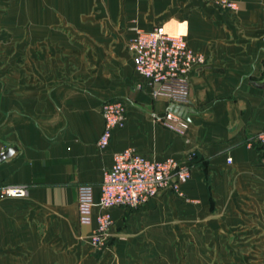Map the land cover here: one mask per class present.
<instances>
[{
    "label": "crops",
    "instance_id": "1",
    "mask_svg": "<svg viewBox=\"0 0 264 264\" xmlns=\"http://www.w3.org/2000/svg\"><path fill=\"white\" fill-rule=\"evenodd\" d=\"M0 0V186L28 196L0 201V264H264V0ZM161 26L205 57L189 75L188 128L155 119L128 44ZM141 87L138 89V87ZM123 100L125 124L97 147L101 106ZM191 168L180 194L116 207L101 249L97 214L79 223L77 187L97 203L113 155ZM227 158L231 163L227 164Z\"/></svg>",
    "mask_w": 264,
    "mask_h": 264
},
{
    "label": "built area",
    "instance_id": "2",
    "mask_svg": "<svg viewBox=\"0 0 264 264\" xmlns=\"http://www.w3.org/2000/svg\"><path fill=\"white\" fill-rule=\"evenodd\" d=\"M225 10L236 11L234 2L210 0ZM128 51L132 56L135 73L140 75L154 101H164L172 107H187L190 103V73L205 65L203 54L195 52L181 36L165 33L161 26L148 31H139L130 40ZM141 87L139 86L138 89ZM123 100H110L102 104L103 128L97 147L108 146L112 133L125 124ZM155 121L178 136H183L188 128L186 119L168 110ZM256 144L264 147V129L253 138ZM231 159L227 158V164ZM191 176V168L172 158L149 160L134 149L127 148L113 155L110 170L104 173L97 203L94 202L92 186L77 187V211L79 223L89 225L93 208L95 226L90 237L94 249H101L113 225L110 209L116 207L137 208L162 192L180 194V187ZM28 196L25 185L0 186V201L20 200Z\"/></svg>",
    "mask_w": 264,
    "mask_h": 264
},
{
    "label": "water",
    "instance_id": "3",
    "mask_svg": "<svg viewBox=\"0 0 264 264\" xmlns=\"http://www.w3.org/2000/svg\"><path fill=\"white\" fill-rule=\"evenodd\" d=\"M173 111L175 113H177L178 115H183V113H187L188 112V109L185 108V107H173ZM15 150L14 149H9L7 152H5L0 159H4V158H7L11 155V153H13Z\"/></svg>",
    "mask_w": 264,
    "mask_h": 264
},
{
    "label": "rangeland",
    "instance_id": "4",
    "mask_svg": "<svg viewBox=\"0 0 264 264\" xmlns=\"http://www.w3.org/2000/svg\"><path fill=\"white\" fill-rule=\"evenodd\" d=\"M139 31H142V30H138L137 32H139ZM137 32H136V33H137ZM136 33H135V34H136Z\"/></svg>",
    "mask_w": 264,
    "mask_h": 264
}]
</instances>
